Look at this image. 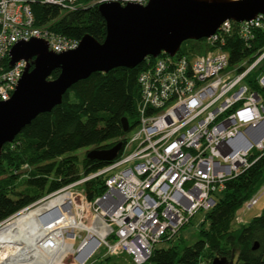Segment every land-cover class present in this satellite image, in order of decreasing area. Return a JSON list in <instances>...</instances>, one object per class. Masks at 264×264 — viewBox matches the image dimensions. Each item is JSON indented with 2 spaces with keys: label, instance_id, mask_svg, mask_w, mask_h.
Masks as SVG:
<instances>
[{
  "label": "built area",
  "instance_id": "obj_1",
  "mask_svg": "<svg viewBox=\"0 0 264 264\" xmlns=\"http://www.w3.org/2000/svg\"><path fill=\"white\" fill-rule=\"evenodd\" d=\"M31 1L0 0V101L11 98L27 64L9 66L16 43L43 40L55 54L80 43L37 26ZM150 1L96 3L146 6ZM44 3L63 11L81 7L80 0ZM235 23L224 22L205 39L224 46ZM237 24L239 38L250 49L258 32L264 31V15ZM177 54L145 59L138 78L142 95L138 124L117 158L47 197L61 193L72 197L76 189L81 209L94 212L105 230L93 251L104 248L108 256H126L131 264H145L156 245L175 239L196 212L211 210L226 182L249 167L255 151H264V47L234 65L220 47L192 57ZM97 177L104 180L105 192L88 201L83 185ZM263 194L264 186L244 206L252 209Z\"/></svg>",
  "mask_w": 264,
  "mask_h": 264
},
{
  "label": "trees",
  "instance_id": "obj_2",
  "mask_svg": "<svg viewBox=\"0 0 264 264\" xmlns=\"http://www.w3.org/2000/svg\"><path fill=\"white\" fill-rule=\"evenodd\" d=\"M96 1L80 0L81 7L77 10L63 11L44 0H34L31 9L37 26L48 27L68 38L81 40L90 35L103 42L106 23ZM234 25V33L227 37L224 46L211 45L206 39L189 40L187 47L185 42L182 44L177 56L204 55L220 47L228 53L229 64L234 65L264 47V31L258 32L248 49L236 32L238 24ZM146 64L144 61L135 68L91 74L74 84L60 105L37 116L11 143L4 145L0 158V226L34 207L40 199L110 163L90 160L86 155L90 149L107 150L118 143L124 145L137 126L142 101L138 78ZM59 73L55 70L50 79L57 78ZM123 118L130 125L127 133L123 131ZM81 150H87L82 160L77 155ZM263 186L264 151H255L249 167L229 179L225 189L216 195L220 196L206 212L196 240L187 244L178 234V244L167 249L155 247L145 264H211L217 257L233 260L234 264H264V212L245 226L233 227L237 212ZM83 188L87 200L93 201L105 192L104 180L90 179ZM256 243L258 248L254 249Z\"/></svg>",
  "mask_w": 264,
  "mask_h": 264
},
{
  "label": "water",
  "instance_id": "obj_3",
  "mask_svg": "<svg viewBox=\"0 0 264 264\" xmlns=\"http://www.w3.org/2000/svg\"><path fill=\"white\" fill-rule=\"evenodd\" d=\"M98 10L106 23L103 42L85 35L76 49L61 54L51 52L39 39L12 47L9 66L18 61L27 64L11 98L0 101V158L5 144L37 116L60 105L77 82L95 72L135 68L161 53L173 57L184 42L212 37L226 21L241 23L264 15V0H151L146 6L102 3ZM55 70L60 71L58 77L50 79ZM122 124L123 131L129 132L126 118ZM122 147L118 143L107 150L92 149L86 157L112 162ZM211 264L234 262L217 257Z\"/></svg>",
  "mask_w": 264,
  "mask_h": 264
},
{
  "label": "bare ground",
  "instance_id": "obj_4",
  "mask_svg": "<svg viewBox=\"0 0 264 264\" xmlns=\"http://www.w3.org/2000/svg\"><path fill=\"white\" fill-rule=\"evenodd\" d=\"M83 218L70 193L19 213L0 226V264H64L69 257L82 263L105 237L98 219L85 224ZM80 232L87 237L76 248Z\"/></svg>",
  "mask_w": 264,
  "mask_h": 264
},
{
  "label": "rangeland",
  "instance_id": "obj_5",
  "mask_svg": "<svg viewBox=\"0 0 264 264\" xmlns=\"http://www.w3.org/2000/svg\"><path fill=\"white\" fill-rule=\"evenodd\" d=\"M188 44H189L188 42H185L184 47H187ZM86 151L87 150H81L77 153L80 160H82L83 155L86 153ZM77 189H81V188L79 187ZM72 192H73V195L71 197L72 198L71 201H72L74 211L79 213V215L81 217H84L82 221L85 224H90L91 221L94 219V215L92 214L94 212L88 211V210H82L80 207V205H81L80 198H79V196L76 195V189H74V191H72ZM48 196L40 199L36 205L49 200L50 198L54 197L55 195L50 197V198H47ZM219 196L216 198H219ZM45 198H47V200ZM263 212H264V194L260 197L258 203L252 209L248 210L245 206H243L237 212L233 227L235 229H237V228H240L241 226H245L248 223H250V221L254 217L260 215ZM205 217H206V212L203 210H200V211L196 212V214L190 219V222L182 228L179 235H181V237L183 238L185 243L192 244L196 240L197 234H198L199 230L202 228L203 221H204ZM86 237H87L86 232H80L77 234L76 245H75L76 248L79 247V245L82 243V241ZM178 243H179V240H177L176 238L171 242H160L159 244L156 245V249H167V248H169L173 245H176ZM109 257L110 256H108L106 254L104 248L96 249L95 251H93L91 253V255L89 256V258L87 259V261L84 264H109V263H112L115 261L119 262L120 264H124V262H126L127 264H131L129 258H127L126 256L111 257L110 260L108 259ZM75 263L81 264V262L75 261L74 257H69L65 261L64 264H75Z\"/></svg>",
  "mask_w": 264,
  "mask_h": 264
}]
</instances>
